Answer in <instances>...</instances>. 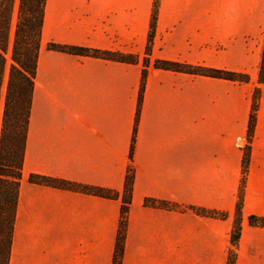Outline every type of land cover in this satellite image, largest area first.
Wrapping results in <instances>:
<instances>
[{"label": "crops", "instance_id": "0c3cea01", "mask_svg": "<svg viewBox=\"0 0 264 264\" xmlns=\"http://www.w3.org/2000/svg\"><path fill=\"white\" fill-rule=\"evenodd\" d=\"M153 3L46 0L9 264H113L130 163L122 264H228L233 249L234 264H264V227L248 221L264 218V0H159L144 67ZM50 43L139 61L52 51ZM156 60L245 74L249 81L159 69ZM247 147L240 237L233 246ZM30 174L120 197L33 184ZM148 199L185 210L148 206Z\"/></svg>", "mask_w": 264, "mask_h": 264}, {"label": "trees", "instance_id": "16d2710c", "mask_svg": "<svg viewBox=\"0 0 264 264\" xmlns=\"http://www.w3.org/2000/svg\"><path fill=\"white\" fill-rule=\"evenodd\" d=\"M45 4L46 0H18L17 19L13 28L16 0H0V106L2 90L5 83L8 53H10L11 59L0 126V264H9L11 255L16 207L22 180L27 130L32 106L33 77L41 43ZM158 5L159 0H154L146 53L143 60L144 67L148 66L150 60L156 21L158 18ZM48 49L78 56L112 59L126 63H138L139 61L136 56H126L122 53L92 50L79 46L50 43L48 44ZM154 66L159 69L222 78L231 81H249V77L245 74L163 60H156ZM146 72L147 71L144 70L142 76V87L138 108L140 107ZM259 82L264 84V46L259 71ZM258 94L259 89H256L250 115L248 130L249 139H251L254 133ZM134 141L135 139L133 138L130 149L131 160ZM249 163L250 148L247 147L242 160V178L236 204L235 225L231 235L233 246L237 244L240 237L239 222L242 219L243 195ZM28 180L33 184L87 193L110 199H118L120 197L119 193L108 189L83 186L64 179H58L46 175L30 174ZM133 182L134 170L130 163L122 195L121 217L113 256V264H122L127 217L132 199ZM145 204L170 210H185V208L168 202H157L150 199L146 200ZM190 209L197 214L212 218L225 219L228 217L226 213L216 210H204L197 207H192ZM248 221L250 225L264 227V218L250 216ZM235 255L233 249L229 254L228 264H234Z\"/></svg>", "mask_w": 264, "mask_h": 264}, {"label": "rangeland", "instance_id": "374dc122", "mask_svg": "<svg viewBox=\"0 0 264 264\" xmlns=\"http://www.w3.org/2000/svg\"><path fill=\"white\" fill-rule=\"evenodd\" d=\"M17 7H18V0H16V6H15V11H14L13 28L15 26V22H16V19H17ZM10 64H11L10 53H8V55H7V67H6L5 83H4L3 90H2V100H1V106H0V126H1V116H2V110H3V100H4V96H5V91H6V84H7V78H8ZM241 144L243 145L244 143L241 142Z\"/></svg>", "mask_w": 264, "mask_h": 264}]
</instances>
